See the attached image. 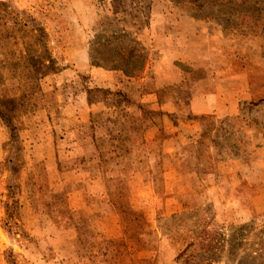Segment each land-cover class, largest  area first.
<instances>
[{"label": "rangeland", "instance_id": "374dc122", "mask_svg": "<svg viewBox=\"0 0 264 264\" xmlns=\"http://www.w3.org/2000/svg\"><path fill=\"white\" fill-rule=\"evenodd\" d=\"M223 1L0 0V264H264V0Z\"/></svg>", "mask_w": 264, "mask_h": 264}, {"label": "trees", "instance_id": "16d2710c", "mask_svg": "<svg viewBox=\"0 0 264 264\" xmlns=\"http://www.w3.org/2000/svg\"><path fill=\"white\" fill-rule=\"evenodd\" d=\"M177 4L183 3V2H190L194 4L199 9H204L206 7V0H171ZM214 2L213 5L216 6L218 4L224 5L223 0H210V2ZM230 2V1H229ZM228 2V3H229ZM111 34H117L116 37H112V39H105L104 42H101V40H97V42H93V47L97 45L104 46L108 49H112L116 51L118 48V51H116V58L112 57L108 59L109 61L105 59H100L96 57L97 55L96 50L91 48V62L92 65L95 67H101L105 68L107 70H113V71H121L124 73L125 76L131 78L134 77L137 73H140L144 70L146 63L148 62V51L147 49L139 43V41L135 39H130L128 43H125L126 41V35L123 33V31H115L111 32ZM121 40L125 41L123 44L115 45V41ZM123 97V100L119 102V104H129L130 101L123 96L121 93H119Z\"/></svg>", "mask_w": 264, "mask_h": 264}, {"label": "crops", "instance_id": "0c3cea01", "mask_svg": "<svg viewBox=\"0 0 264 264\" xmlns=\"http://www.w3.org/2000/svg\"><path fill=\"white\" fill-rule=\"evenodd\" d=\"M185 19V18H184ZM161 42H166L168 43V48L172 46V49L174 50H183L185 53L182 57V61L184 62H199L201 61L202 57H200L199 55H196V53H194L195 49L200 48V41L197 40L196 37V33L193 32V35L187 36L183 30V26L179 25V30H178V34L176 37H172V39H167V38H157L155 40V43L157 45H160ZM169 48V49H170ZM165 60L161 59V62L163 64H168L170 61H168L166 58H164ZM160 61V60H159ZM224 65H219V66H215L213 65V68L215 69H222ZM204 93H198L197 95H195L191 101V107L193 112L195 113H207L210 111H213L214 108L213 106H215L216 104H209L208 106L204 105L203 103H205L207 101H205V98H203ZM216 98V97H215ZM228 103V102H227ZM223 112H225L226 115H234L238 112V107L236 105H234V103H231L230 105L228 104L226 106V103L223 106ZM220 112V108L217 107V113ZM91 264H93V262L91 261Z\"/></svg>", "mask_w": 264, "mask_h": 264}]
</instances>
